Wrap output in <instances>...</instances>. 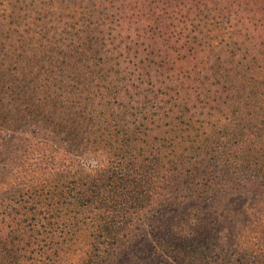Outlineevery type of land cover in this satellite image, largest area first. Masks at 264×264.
<instances>
[{
	"label": "trees",
	"instance_id": "1",
	"mask_svg": "<svg viewBox=\"0 0 264 264\" xmlns=\"http://www.w3.org/2000/svg\"><path fill=\"white\" fill-rule=\"evenodd\" d=\"M16 1L33 11L40 44L54 56L41 65L45 90L25 77L19 87L41 98L23 108L22 135L0 141V264H58L66 244L82 240L77 264H100L113 251L111 264H264L261 188L219 189L228 207L193 195L202 180L196 164L213 162L218 172L214 161L227 156L231 138L245 148L237 170L220 175L262 186L264 161L257 168L255 161L259 149L264 160L263 135L243 137L234 121L223 126L220 145L196 140L184 156L175 127L164 130L173 143L162 131L154 146L147 126L197 110L241 115L263 103L264 0ZM8 3L0 0V21L13 19ZM14 49L16 61L0 49L9 63L23 72L36 64L23 59L30 56L25 42ZM143 82L150 88L142 90ZM148 92L150 103L147 94L137 98ZM252 122L243 124L255 128ZM251 147L258 148L253 155ZM104 149L112 158L101 163ZM194 151L202 153L199 162ZM176 163L186 172L167 175ZM167 177L188 204L171 207L160 198Z\"/></svg>",
	"mask_w": 264,
	"mask_h": 264
},
{
	"label": "rangeland",
	"instance_id": "2",
	"mask_svg": "<svg viewBox=\"0 0 264 264\" xmlns=\"http://www.w3.org/2000/svg\"><path fill=\"white\" fill-rule=\"evenodd\" d=\"M26 1L28 2L29 0ZM7 5V11H12L14 16L12 17L13 19H9L8 21L7 19L1 18L2 20L0 22L2 24H0V26L3 32L0 31V49L4 48L3 51L13 55V61H16L17 55H19L20 51L18 49L13 50V48L19 44L20 40H22L26 43L28 52L30 54V56H24L23 59L27 60L28 63L33 61L36 64L32 66L27 64L26 70L23 72L21 71L20 67L17 66V64L15 65L13 61L9 63L8 60H5V55L3 51L0 50V80L2 81L0 83V97L3 98V103L0 105V111L3 107L2 105H5L3 113L0 114V141L6 138H16L22 135L21 128L25 127L23 121L28 117L24 113L23 108L26 107L28 102L35 105L39 104L41 98L39 95L38 97L34 95L27 97L23 95V91L19 89V87L27 85V83L23 81V79L26 78L25 81L28 80L26 82H28L38 91L45 90L47 85L43 80V76L41 75V65L45 63L46 60L50 61L51 58L49 57H51V55L52 58L54 56V51L46 48L44 49L42 44H40L42 38L44 37L41 36L42 34L38 23H36V26H34L35 22L31 21L33 11L29 10L28 12H25L21 7L23 4H20V1L16 0H10V4L8 3ZM29 5L32 7L31 4ZM5 14H7V12H5ZM42 43L46 44V42ZM50 69L52 71L55 70V68L52 66H50ZM130 83L131 82H128V88L132 91ZM146 87L150 88L149 84L143 82L141 86L142 90H146ZM48 92L51 94V96L54 95L53 89L50 87L48 88ZM144 94H147L146 99L149 103L150 101H153L152 97H149V92L142 93L141 95L137 96V98L142 101ZM122 98L123 100H128L131 104H133L131 101L133 100L132 98L130 99L124 94ZM261 101L263 103L258 104L257 107L254 106L251 110L247 109L248 112H245L241 115L231 114L230 112L221 113V115L218 112L200 115V110H197V112L185 113L182 116L178 113V111H174L181 117L177 120L173 119L171 116L168 117V119L162 120L154 118L153 127L150 124H147V126L152 128L150 134L153 136L152 139L150 138L151 142H148V145L156 146L157 143L161 142L159 137L162 136V131L166 137L171 138L170 141L173 143V141L176 140L171 137L173 132L169 135L164 132V130H166L171 125L177 129V133L179 134L180 138V140H176L177 152L183 153L184 156L185 154L187 155V152L191 150L190 145L195 144L196 140H199L204 144L208 143L209 147L220 145L225 140L223 135V126L232 125L234 121L239 123V125L242 127L239 130L241 131L243 137H245L251 131H253V134L255 135H263L264 137V98ZM5 113L9 114L6 116ZM12 117H16V120L12 121ZM251 120H253L252 123H254L255 128L251 125L247 127L246 124H243V121L246 123L247 121ZM15 124L17 125V128L13 127ZM111 131L112 130H109L108 133H111ZM233 143L234 142L231 138L227 144L228 149L226 151L227 153H225L227 156L224 159L214 161V163L217 165L216 169L218 172H213V162H209V166L205 165V163L202 161L199 162L200 159L203 158L200 151H194L192 153V159L196 162H199L196 164L199 170L198 178H202L201 181L195 184L193 193L194 196H201L202 198L208 199L209 203H218L217 205L228 207L229 201H225L223 194L219 191V189H223V192L226 191L229 195V192H231L234 188L248 192L253 188V186H255L256 189L261 188L260 191H264V181H262V186H257L256 184L246 180L248 176L245 177V181L243 180L244 178L241 176L238 177L237 175H234L236 177L234 180L226 181V176L220 175L221 170H227V168L228 171L237 170V165L241 160V150H243L245 146L244 140H242V142L239 140L236 146ZM249 149L252 155L258 151L257 147H251ZM98 154L100 155L101 163H105L108 158H112L109 154H106L105 149ZM259 155L261 157V161H255V168L262 166V162L264 161L260 149ZM175 169L177 172H179V174L186 172L184 164L176 163V167L167 169L166 174H172V172H175ZM203 169L205 172H203ZM253 178L254 177L251 179ZM160 186H162L160 198L162 200L167 199L168 202L172 204L171 207H176L177 205L181 206L182 204L186 205L189 203L188 196L186 195L185 191L179 186H176V184H174L169 179V177L165 178L162 185ZM162 208L164 211L167 210L165 209L166 206H163ZM153 213L155 214L156 212L153 210L147 216H151ZM224 219L222 221H224ZM222 221L220 223V227L226 228V225H221ZM144 225V228L149 230L148 219L144 221ZM80 234L81 237L84 236V232H81ZM86 246V242L83 240L82 242L76 241L71 245L66 244L67 249L65 253L59 256V260L56 262L58 264H77V262L81 260H77L79 259V256L81 255V257H84L83 250L86 249ZM99 248H101V246H98V249ZM59 253L61 254V252ZM113 253L117 255L115 251H113ZM115 255L102 260L100 264H111ZM172 264H175V262Z\"/></svg>",
	"mask_w": 264,
	"mask_h": 264
}]
</instances>
